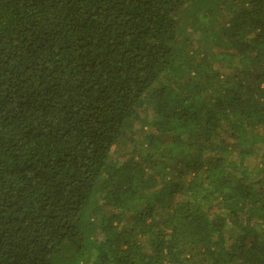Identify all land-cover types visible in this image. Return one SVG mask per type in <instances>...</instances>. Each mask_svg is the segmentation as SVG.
Returning a JSON list of instances; mask_svg holds the SVG:
<instances>
[{
	"label": "trees",
	"instance_id": "obj_1",
	"mask_svg": "<svg viewBox=\"0 0 264 264\" xmlns=\"http://www.w3.org/2000/svg\"><path fill=\"white\" fill-rule=\"evenodd\" d=\"M0 264H264V0H0Z\"/></svg>",
	"mask_w": 264,
	"mask_h": 264
}]
</instances>
